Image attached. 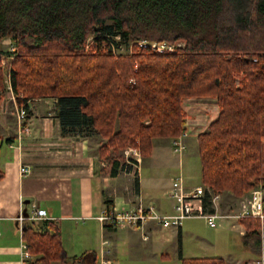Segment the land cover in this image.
<instances>
[{
  "label": "trees",
  "instance_id": "obj_1",
  "mask_svg": "<svg viewBox=\"0 0 264 264\" xmlns=\"http://www.w3.org/2000/svg\"><path fill=\"white\" fill-rule=\"evenodd\" d=\"M6 37L15 45L10 85L23 95L18 103L54 98L62 135L96 132L105 138L101 157L134 146L147 158L154 139L185 132V98H213L217 117L197 135L210 190L203 207L214 212L212 194L241 198L264 187V0H0V57ZM140 40L184 44L160 53ZM120 46L131 52L114 54ZM3 82L0 69V103ZM119 169L113 161L111 174ZM238 220L260 241L264 264V219ZM22 239L29 264H98L95 251L67 257L51 219L24 222Z\"/></svg>",
  "mask_w": 264,
  "mask_h": 264
},
{
  "label": "crops",
  "instance_id": "obj_2",
  "mask_svg": "<svg viewBox=\"0 0 264 264\" xmlns=\"http://www.w3.org/2000/svg\"><path fill=\"white\" fill-rule=\"evenodd\" d=\"M3 100L0 264H29L23 258L22 226L32 213V204L58 225L67 257L95 251L99 260L103 251L108 264H122L123 259H135L140 261L138 264H163V260L171 258L173 264H179V253L182 258H195L185 255L182 248V237L191 234L188 226L163 228L148 221L142 229H116L98 219L107 200L110 207L125 208L141 199L144 206H152L158 213H170L174 205L168 196L170 185L161 195L157 194L156 182L151 184L152 190L144 191L142 167V175L135 177L130 188L129 182L122 181L119 170L115 176L111 174L112 163L105 160L107 157L99 155L98 149L105 140L98 133L86 137L62 135L55 112H28L27 118L19 122L17 112H7L11 101ZM142 161L143 165L145 159ZM21 166H27L29 173L22 174ZM218 195L213 211H228L227 199L236 197L230 192ZM19 215L25 219L22 223L17 220ZM238 225L243 229L239 221ZM240 232L243 235L241 229ZM246 261L253 260L235 264Z\"/></svg>",
  "mask_w": 264,
  "mask_h": 264
},
{
  "label": "rangeland",
  "instance_id": "obj_3",
  "mask_svg": "<svg viewBox=\"0 0 264 264\" xmlns=\"http://www.w3.org/2000/svg\"><path fill=\"white\" fill-rule=\"evenodd\" d=\"M171 43L174 44L176 48H178V45L184 44L182 41H174ZM88 45H90V38L88 39ZM1 49L4 51L0 57V69L4 78L1 99L3 100L4 98V102L6 100L11 101L8 103L9 109L7 112H19L21 108L25 109V106L28 108L26 112H29V114L30 112H56L55 99L50 97L30 98L24 100L25 102L18 103L17 99H23V95L14 93L10 85V75L14 70L12 61L14 59L13 52L15 50V45L6 37L1 40ZM124 52V49H119L117 52H114V54H123ZM126 53H130V51L127 50ZM183 108L187 118H185L186 135L182 138V141L186 144V149L183 153L177 155L172 152L169 139L161 138L153 140L151 155L144 158L145 161L143 165L142 163L140 165L141 169L143 167V175L140 172V175H142L140 178L144 191L152 190V185L156 182L157 194L161 195L166 191V187L170 185L171 180L178 176L182 177L184 186L187 187V190L195 188L196 186H203L200 174L201 166L197 148V135L205 131L208 124L215 120L218 114V105L213 98H200L198 100L185 98L183 100ZM208 112H210V114H208ZM103 139L105 140V138ZM129 147L134 146H127L118 151H110L107 156H105L107 157L105 160H107L108 163L117 160L123 166L127 159L130 161L133 157L131 154L126 158L124 154V151ZM142 160L143 157L141 156V162H143ZM129 167L132 166L129 165ZM133 169L131 173L123 172L122 169H119V173H121V176L124 178H122V181L129 182L130 188H133L135 177L139 178V173H133ZM135 185L136 184H134V186ZM248 195L246 194L238 199L237 197L227 199V204L230 205L228 211L220 212V210H218L217 213L226 216L236 215L239 212L242 201ZM238 221L236 217H226L225 219L218 218L215 220L216 226L212 228L203 217L184 219L181 225H184L183 228L188 226L191 232L189 235H184L181 240L185 255L198 258L220 257L223 258L227 264H235L236 261L239 262L248 259L253 261H246L242 264H262L263 254L260 241L257 242L258 238L256 235H244L245 230L238 225ZM240 229L243 231V235ZM120 261L122 264L140 263V261L135 259H123ZM173 261L174 258L163 260V264H173Z\"/></svg>",
  "mask_w": 264,
  "mask_h": 264
},
{
  "label": "built area",
  "instance_id": "obj_4",
  "mask_svg": "<svg viewBox=\"0 0 264 264\" xmlns=\"http://www.w3.org/2000/svg\"><path fill=\"white\" fill-rule=\"evenodd\" d=\"M138 47L145 48L150 47L156 52H173L176 50L174 44L169 41H149L140 40L137 42ZM182 45H178L180 47ZM119 49L128 50L131 52L132 46L128 48L125 46H120V48H112L113 52H117ZM19 122H23L27 116L28 112L26 109L21 108L19 112L16 113ZM25 131L27 128H24ZM186 133L174 137L171 139V150L174 154L180 155L186 149V144L182 141ZM126 158L128 155H133L132 159L123 164V172L131 173L134 167L133 173H139L140 175V165H141V154L138 147H129L124 151ZM131 162V163H130ZM130 163V164H129ZM131 165L132 167H129ZM130 171V172H128ZM20 172L22 174L29 173L27 166H21ZM138 175V177H139ZM205 190L210 191L207 187L196 186L190 190H187L184 186V182L181 176L175 177L171 180V184L168 190V196L170 200L174 203L173 210L170 213H158L152 206H144L141 199H138L134 204L129 205L125 208L110 207L105 208L101 215L98 217L99 221L106 226L112 228H133L142 229L143 226L148 221H153L157 225L163 228L167 227H179L182 221L186 218L191 217H203L206 219L207 224L214 228L216 226L215 220L218 218L225 219L226 217H236L238 219L243 217H253L258 218L260 221L264 219V187H256L249 192V195L242 201L239 212L236 215H221L217 211L209 213L203 207V195ZM219 195L212 194V205L216 208L215 201L218 199ZM33 210L30 214L28 220H40L47 219L45 212L38 209L35 204H32ZM215 210V209H214ZM17 220L22 223L25 219L23 216L19 215ZM23 258L27 260L30 258V254L26 250V246L23 242ZM98 264H108L107 260L104 258V252H101ZM263 264V262H262Z\"/></svg>",
  "mask_w": 264,
  "mask_h": 264
}]
</instances>
